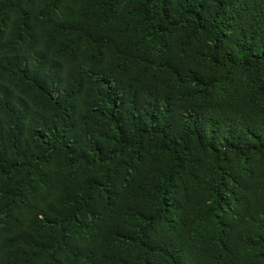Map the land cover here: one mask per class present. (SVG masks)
Here are the masks:
<instances>
[{"label": "trees", "instance_id": "trees-1", "mask_svg": "<svg viewBox=\"0 0 264 264\" xmlns=\"http://www.w3.org/2000/svg\"><path fill=\"white\" fill-rule=\"evenodd\" d=\"M0 264H264V0H0Z\"/></svg>", "mask_w": 264, "mask_h": 264}]
</instances>
